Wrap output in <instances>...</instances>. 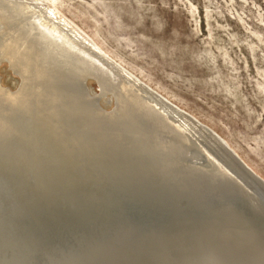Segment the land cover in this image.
I'll use <instances>...</instances> for the list:
<instances>
[{
    "label": "bare ground",
    "instance_id": "bare-ground-1",
    "mask_svg": "<svg viewBox=\"0 0 264 264\" xmlns=\"http://www.w3.org/2000/svg\"><path fill=\"white\" fill-rule=\"evenodd\" d=\"M51 3L0 0V212L37 230L68 225L58 248L70 264H116L125 248L178 238L187 224L221 241L217 216L205 212L220 197L256 227L238 199L252 192L246 178L264 198V178Z\"/></svg>",
    "mask_w": 264,
    "mask_h": 264
},
{
    "label": "rangeland",
    "instance_id": "rangeland-1",
    "mask_svg": "<svg viewBox=\"0 0 264 264\" xmlns=\"http://www.w3.org/2000/svg\"><path fill=\"white\" fill-rule=\"evenodd\" d=\"M50 1L264 178V0Z\"/></svg>",
    "mask_w": 264,
    "mask_h": 264
},
{
    "label": "water",
    "instance_id": "water-1",
    "mask_svg": "<svg viewBox=\"0 0 264 264\" xmlns=\"http://www.w3.org/2000/svg\"><path fill=\"white\" fill-rule=\"evenodd\" d=\"M223 150L226 153V150ZM227 156L239 173L245 175V178L248 177V172L243 166L231 154L227 153ZM245 181L247 188L252 192L246 190V193L239 197L238 204L243 215L251 219L256 227L240 223V215L231 209L233 205L220 197L212 202L205 212L217 216L221 229L218 237L221 241L216 242L215 238L202 236L195 232L196 226L194 230L187 224L181 231L177 229L181 234L178 238L165 234L149 241L145 239L144 244L134 248H125L115 259L116 264H264V198L260 195L258 198L254 193L255 186L250 179L246 178ZM12 213L7 210L0 212V225L4 229V218ZM27 217L30 220L31 217ZM11 220L15 227L10 225L12 229H8L9 234L5 236L0 232V264H70L66 257L68 252L64 254L58 248L60 242L72 235L73 230L68 225H55V222L50 220L51 223L46 222L45 226L37 230L35 227L27 228L23 225L24 222L18 223L22 220L14 216H11ZM52 225L53 227H50ZM33 230L37 231L36 237ZM230 234L234 236L231 242L227 239ZM37 243L35 254L29 253L30 246Z\"/></svg>",
    "mask_w": 264,
    "mask_h": 264
}]
</instances>
